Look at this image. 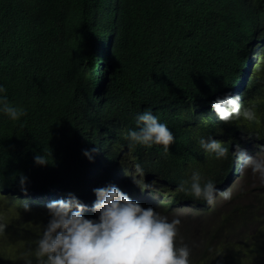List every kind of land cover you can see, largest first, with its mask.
Here are the masks:
<instances>
[{
    "label": "trees",
    "instance_id": "obj_1",
    "mask_svg": "<svg viewBox=\"0 0 264 264\" xmlns=\"http://www.w3.org/2000/svg\"><path fill=\"white\" fill-rule=\"evenodd\" d=\"M253 11L264 17V0H0V84L10 103L26 111L15 122L0 113V219L8 224L0 235V264H24L22 255L34 248L47 224L40 226L41 201L24 212L20 200L5 194L21 174L19 164L45 155L48 163L40 167L22 166L32 173L27 183L37 186L64 174L68 164L77 165L69 145L76 138L88 141L116 115L128 117L133 99L153 89L202 87L236 44L234 30L243 14ZM112 23L111 52L107 56L105 49L102 56L93 36L101 27L107 33ZM226 67L232 69L235 61ZM106 76V96H100L95 87ZM143 84L148 85L138 93H127ZM252 106L261 114L258 120L236 123L264 140V91ZM123 121L131 124L132 117ZM173 124L176 140L170 151L137 145L132 160L144 168L151 164L154 173L177 183L199 169L219 184L230 154L217 160L199 146L198 133ZM233 124L206 115L200 132L220 135L230 150L229 138L237 139L228 129ZM80 179L78 170L69 171L67 180ZM225 188L232 192L230 200L220 196L211 206L196 200L199 206L175 212L182 221L179 237L192 249L191 263L264 264V185L244 168ZM6 196L17 201V209Z\"/></svg>",
    "mask_w": 264,
    "mask_h": 264
},
{
    "label": "clouds",
    "instance_id": "obj_2",
    "mask_svg": "<svg viewBox=\"0 0 264 264\" xmlns=\"http://www.w3.org/2000/svg\"><path fill=\"white\" fill-rule=\"evenodd\" d=\"M257 14H243L234 30L236 44L210 70L205 85L191 90L160 88L159 93L153 89L154 93L133 99L128 117L116 115L93 130L88 141L76 138L69 145L77 165L68 164L64 174L32 186L27 183L32 173L22 166L40 167L48 160L37 154L34 163L19 164L21 174L7 185L5 194L20 200L24 212L41 201L40 226L47 222L34 248L22 255L24 264H192V249L179 237L182 221L176 210L199 206L196 200L210 206L220 196L230 200L232 192L225 186L233 184L244 168L264 185V156H258V150L264 152V140L243 122L236 123L256 121L261 115L252 106L264 91V17ZM107 28V33L101 27L93 36L102 56L105 49L110 55L115 35L114 23ZM232 61L235 67L227 69ZM102 79L109 80L100 77L95 92L106 96L108 82ZM144 85L148 84L127 93H138ZM5 93L0 84V113L15 122L26 111L10 103ZM206 115L234 123L228 129L237 132V139L229 138L230 150L220 135L200 132ZM130 117L131 124L123 121ZM173 121L177 126L182 123L184 132L198 133L199 146L217 160H226L230 154L227 175L219 184L199 169L177 183L154 173L151 164L144 168L132 160L137 145L170 151L176 140ZM76 170L80 181L67 180L69 171ZM7 199L10 208L17 209V201ZM7 225L0 219V235Z\"/></svg>",
    "mask_w": 264,
    "mask_h": 264
}]
</instances>
